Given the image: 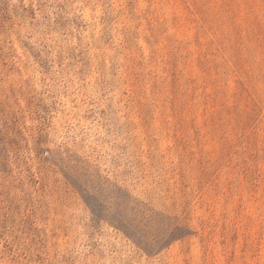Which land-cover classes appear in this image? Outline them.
Listing matches in <instances>:
<instances>
[{
    "label": "rangeland",
    "instance_id": "obj_1",
    "mask_svg": "<svg viewBox=\"0 0 264 264\" xmlns=\"http://www.w3.org/2000/svg\"><path fill=\"white\" fill-rule=\"evenodd\" d=\"M0 264H264V0H0Z\"/></svg>",
    "mask_w": 264,
    "mask_h": 264
}]
</instances>
